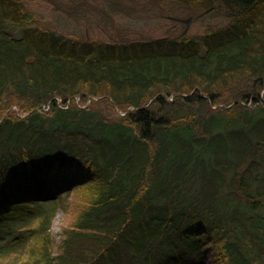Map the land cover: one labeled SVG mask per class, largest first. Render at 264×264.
<instances>
[{
    "label": "trees",
    "instance_id": "1",
    "mask_svg": "<svg viewBox=\"0 0 264 264\" xmlns=\"http://www.w3.org/2000/svg\"><path fill=\"white\" fill-rule=\"evenodd\" d=\"M32 1L90 39L0 0V264H264V0ZM168 3L221 21L117 22Z\"/></svg>",
    "mask_w": 264,
    "mask_h": 264
},
{
    "label": "rangeland",
    "instance_id": "2",
    "mask_svg": "<svg viewBox=\"0 0 264 264\" xmlns=\"http://www.w3.org/2000/svg\"><path fill=\"white\" fill-rule=\"evenodd\" d=\"M64 3L65 0L60 1ZM138 5V4H137ZM136 4H132L133 8L137 9H128L127 12L133 13V17L128 19L124 17H119L117 22L122 24L126 27H131L134 29H143V33L151 34L147 36H154L160 34L163 31H170L172 34H179V33H189L190 35H197L204 31L205 27L211 25L213 23H218L221 19L215 18V15H211L208 17L200 18L202 15H208L210 12L202 11L195 9L192 6H185V5H178L175 3H168L163 10L159 9L162 7L156 6H148L153 8L154 11H147L143 8L137 7ZM146 5V4H145ZM27 8L30 13L34 16V20H38L37 24L40 27L45 29H52L59 32H62L67 35L72 36H79L81 38H88L90 39L89 30L86 28V24L84 23L87 21L84 17L76 18V21L72 18H68L64 13L59 11H52L53 8L50 4L46 3H38L36 1L28 0ZM96 20L89 22L91 28V37L98 35L99 33L96 24L94 23ZM31 23V21L27 20V23ZM36 24V25H37ZM94 29V30H93ZM97 29V30H96ZM97 32V33H96ZM14 36H19V33L13 32ZM104 35V34H100ZM106 35V34H105ZM257 77L253 80V86L255 88H261V98L263 99L262 103H253L249 105L251 110H254L258 105L264 104V78L259 81ZM89 103V101H88ZM87 103V104H88ZM77 195H71L68 199V202H74V198ZM67 199L65 200L66 204ZM70 218L65 214L63 210H60L53 222V234L57 242H60L62 239L63 228L66 225H69Z\"/></svg>",
    "mask_w": 264,
    "mask_h": 264
},
{
    "label": "water",
    "instance_id": "3",
    "mask_svg": "<svg viewBox=\"0 0 264 264\" xmlns=\"http://www.w3.org/2000/svg\"><path fill=\"white\" fill-rule=\"evenodd\" d=\"M262 80H263V78H259V81H261V82H262Z\"/></svg>",
    "mask_w": 264,
    "mask_h": 264
}]
</instances>
